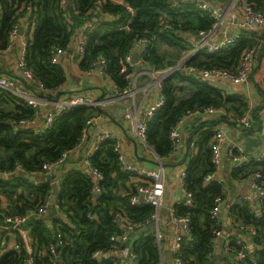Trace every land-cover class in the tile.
Instances as JSON below:
<instances>
[{"label":"trees","instance_id":"16d2710c","mask_svg":"<svg viewBox=\"0 0 264 264\" xmlns=\"http://www.w3.org/2000/svg\"><path fill=\"white\" fill-rule=\"evenodd\" d=\"M98 1H101L99 5ZM74 2L77 11L70 6H62L60 0H0V51L11 46L10 34L16 23L28 24L32 33L26 32L25 61L36 80L53 91L60 90L66 81V71L62 63L51 62V46L70 47L77 28L93 18H100L101 21L88 34L79 66L85 70L92 69L95 67L93 61L102 54L106 61L104 73L120 90L128 85L120 71V60L137 38L146 36L150 39L143 55L144 61L155 68H163L176 63L188 48L182 33L205 31L214 20L208 11L199 8L192 0H180L177 5H172L171 0ZM247 2L264 11V0ZM127 5L133 8V12ZM106 16L109 18L106 19ZM68 19L72 21V31L66 28ZM163 19L171 28L162 29ZM121 25L128 26L119 28ZM258 37V32L245 29L235 43L214 52L203 50L195 55L192 63L234 69L242 52L257 45L258 64L255 70L263 73L264 36L260 43ZM160 44L171 45L175 51L160 50ZM261 82L257 79L256 83L264 89ZM161 91L164 103L149 118L146 128L148 142L161 156L171 153L170 129L187 110L211 105L241 114L247 105L244 98L225 94L209 81L200 80L183 70H177L164 79ZM65 93L74 94L70 91ZM1 96H9L14 108L8 112L0 110V214L16 219L29 209L43 205L52 191V185L45 176L39 181H32L17 175V163L22 165L23 171L41 173L45 160L54 162L64 150L75 147L86 120L101 111L93 106L70 107L57 114L42 133H37L34 127L18 124L22 119H32L34 109L10 92L0 91ZM258 110L255 109V114ZM213 133V130L201 129L192 139L196 150L189 151L185 171L186 188L193 193L194 202L175 205L177 214H187L191 220V239L184 242L180 249L184 264H219L216 260L226 261L227 264H264V207L256 212L248 203L240 201L231 204L229 212L236 227L243 223L257 230L254 248L248 249L245 258H237L241 245L233 237L223 255L215 253L213 230L222 225L221 218L215 220L210 216V209L214 198L217 195L224 197V192L219 180L204 182V176L214 168L211 162ZM90 159L103 174L99 183L103 192L93 199L94 180L88 171L73 169L65 173L57 193L56 213L58 209L65 212L68 220L55 213L30 218V236L37 250L32 264H55L56 261L57 264H116L110 257L95 255L99 251L121 247L111 238L122 233L120 225L114 221L115 213L120 212L130 222L139 223L153 212L151 204L132 205L125 194H117L120 181L125 182L129 174L121 169L113 140H103ZM247 165L250 172L261 173L260 183L264 185V160L250 161ZM243 167H234L233 174L241 176L239 173ZM3 173L8 175L3 177ZM3 199L9 201V207L2 208ZM59 240L61 243L58 244ZM52 242L56 257L50 254L49 245ZM131 250L136 254L133 264H157L160 260L161 250L152 230L135 239ZM24 255L23 248L9 250L1 260L3 264H23Z\"/></svg>","mask_w":264,"mask_h":264},{"label":"built area","instance_id":"2783aa9c","mask_svg":"<svg viewBox=\"0 0 264 264\" xmlns=\"http://www.w3.org/2000/svg\"><path fill=\"white\" fill-rule=\"evenodd\" d=\"M180 0H171L172 5H177ZM199 8L209 12L214 19L211 27L205 31L182 33L184 39L187 42L188 48L185 49L181 56L177 59L176 63L168 65L163 68H155L148 65L143 58L145 50L150 45V39L146 36L139 37L132 44L127 53L120 60V71L123 73L124 79L128 82L125 89L120 90L114 86L111 95H104L100 100H97L91 95L85 93H74L71 95L60 94L57 100L54 99L56 92L45 88L40 82L36 80V76L33 71L27 66L25 61V45L26 37L21 39V54L17 61L18 69L20 70V78H13L7 75L0 74V91L10 92L23 100L27 105L34 109V117L30 120L22 119L18 123L23 125L25 123H35L40 109L45 108V116L43 122L34 127L37 133H42L54 120L57 114L69 109L73 106H105L110 104H118L123 112L124 118L128 122V126L133 132L136 140L142 144L147 150L151 151L155 160V166L146 167L144 165H135L129 162L122 150L120 141L117 135L109 130L102 129L96 132L92 138H88L89 126L93 124L102 114V112L92 115L86 120V124L83 128V133L75 145L74 148L64 150L61 156L54 162L45 160L42 163V171L40 175H45L52 168L62 164L72 150L79 149L82 151L83 163L87 166L88 172L94 179L93 197L96 198L103 192V188L99 184L103 179L102 172L91 162L92 153L99 147L101 142L106 139L113 140L115 142V149L118 153L121 169L128 172L129 187L125 193L130 204L138 205L142 203L151 204L154 207L153 212L139 223L130 222L122 213L116 212L114 215L115 222L127 223L126 229L119 235H113L111 238L120 243L121 247L109 250L99 251L95 255L97 257L106 254L116 264L119 261L116 259L115 253L118 250H122L123 244L127 243L131 237L132 231L145 230L149 227H153V233L156 236L158 245L160 247V260L157 264H165L164 262V250L162 246V234L160 232L158 221L160 215V209L164 202V194L166 188V172L163 164L164 158L171 156L184 147L185 139L183 133V124L190 118L196 115L213 114L222 107L208 106H196L193 109L186 111L184 116L179 119L176 125L170 129L169 138L172 144V151L168 156L159 155L147 140L146 128L147 121L153 116L156 110L164 103V96L162 94V81L169 77L177 70H183L185 73L193 74L196 78L204 81L212 80H227L234 83H246L248 82L256 69L258 64V46H253L245 49L234 69H228L220 66H205L192 63V59L195 55L203 50L208 52H214L221 48H224L230 44L236 42L240 37L243 30L246 27L252 28L254 31L264 33V11L255 8L248 4L247 0H228L222 4L215 5L209 0H192ZM60 3L64 7L70 6L77 11L74 0H60ZM101 1L97 2L99 5ZM128 9L133 12V8L127 5ZM241 12L242 20L237 21V16ZM100 18L91 19L84 29H82L78 35L76 46L70 52V48L64 47L59 44H53L50 48V60L52 63H61L62 55L67 52L75 60H81L88 34L91 33L96 26L100 23ZM130 19L128 20V22ZM239 25L242 30H236L229 32L228 29L231 25ZM128 25H121L119 28H127ZM20 24L16 23L10 34L11 43L15 37H18V29ZM66 28L69 31L73 30V24L71 19L66 21ZM171 28L168 21L162 20V29ZM260 40V39H259ZM70 46V45H69ZM10 47V46H9ZM137 53V60H133V55ZM106 64L105 57L101 54L93 61L92 71L97 69L101 73H104V66ZM264 69V63H263ZM145 77V79H143ZM141 89L146 95L150 93L155 94V97L151 102L143 108L141 101L137 99V92ZM238 124L241 126H250L252 119L249 112H244L237 117ZM228 139L226 128L223 124H220L214 128V133L211 139V162L213 164V170L208 172L204 176V182L207 183L214 179L216 172L219 170L222 161L224 142ZM227 154L229 155L232 165L234 167L245 166L250 161L264 160V147L257 149L254 153L248 154L245 146L239 142H231L227 147ZM17 171H23L22 165L17 163ZM8 175L7 173H4ZM262 175L259 171H255L252 175L253 185L256 188V201L257 211L259 208L264 207V185L261 184ZM179 183L183 192V198L178 201L177 204L190 205L194 202L193 193L186 188V171L183 169L179 175ZM224 197L217 195L214 198V203L210 209V216L219 220L221 218V209ZM48 199L45 203L36 209H29L26 214L16 219L11 216H5L0 214V224H5L7 227L5 231L0 235V264L2 263V256L9 250H25V256L30 264H32L37 255L36 247L32 243L30 236V226L26 233L21 232L18 228V224L25 222L27 219L34 215H41L47 211ZM176 204V205H177ZM232 216V214L229 212ZM171 217L176 223L180 224V231L175 235L170 247L173 252L172 264H184V259L180 253L181 246L184 242L191 239L190 233V217L187 214H177L175 207L171 210ZM233 217V216H232ZM3 220V221H2ZM153 225V226H152ZM241 232L248 236V241L244 240L240 236L236 237V243L241 247L237 251L236 257L239 259L245 258L248 255V249L254 245V240L257 237V230L250 225L243 223L238 224L237 227ZM19 230V231H17ZM216 236L223 235L221 228H214L213 230ZM56 243V242H55ZM61 243V241H57ZM229 248V241L225 242L224 249ZM50 254L52 257H56L54 243L49 245ZM136 260V254L130 250L128 258L125 263L133 264ZM57 264V261L56 263ZM221 264H227L223 261Z\"/></svg>","mask_w":264,"mask_h":264},{"label":"crops","instance_id":"0c3cea01","mask_svg":"<svg viewBox=\"0 0 264 264\" xmlns=\"http://www.w3.org/2000/svg\"><path fill=\"white\" fill-rule=\"evenodd\" d=\"M211 3L215 5L222 4L228 0H209ZM94 19V18H93ZM241 12L237 16V21L240 22ZM24 21V20H23ZM91 20L87 21L90 22ZM86 22V23H87ZM20 27H23V34L15 37L11 43V46L6 50L0 51V74L7 75L13 78H20V70L17 66L18 58L21 54V39L26 37V32L29 30L28 24L22 22ZM81 27V26H80ZM79 27V28H80ZM75 31L73 35L72 42L70 44V49L73 50L77 43V38L81 30ZM247 30H252L250 27H246ZM236 30H242L239 25H231L228 29L229 32H233ZM257 32V31H256ZM260 37H258L259 43L262 41L264 34L258 32ZM61 63L64 66L66 71V81L60 87L63 95H66L65 92L72 93H85L88 95L97 98L98 95L104 92V95H111L112 90L114 89L115 82L105 73H101L97 69L92 71H87L82 69L79 66V60H75L71 55L67 52L65 55L61 57ZM259 71L255 70L252 78L246 83H234L227 80H212L208 81L221 89V91L225 94H236L242 98H244L247 102V105L242 113L249 112L252 123L250 126H241L238 124L237 117L241 114L236 113L235 111H227L224 108H220L217 112L213 114H203L196 115L190 119H188L183 124V133L184 139L186 143V138L190 135L191 132L197 130V132L191 138V146L190 150H196L193 144V138L195 135L201 130H213L214 128L220 124H223L227 131L228 139L224 142L223 146V154L222 161L219 170L216 172L214 179L219 180L223 186L224 192V200L222 203L221 209V229L223 231V235L225 239L223 241H219V236L215 235L214 238V250L218 256H221L225 253L224 245L225 242L230 241L233 237L240 236L244 240L248 241V236L241 232L236 226L234 217L229 214V206L235 202L248 203L256 212L257 201H256V188L253 185L252 175L250 172L249 165H245L241 171V176H236L233 174L234 166L232 165L231 159L227 154V147L231 142H239L245 146L246 152L248 154L254 153L257 149L264 147V89H261L257 85V79L264 80V72L258 73ZM145 79V77H143ZM261 85L264 86V81L261 82ZM103 95V96H104ZM155 94L150 93L146 95L141 89L137 92V99L141 101L143 104V108L153 100ZM259 109L257 114H255V109ZM107 113L102 112L100 117L89 126L88 138H92L93 135L102 130H109L114 132L121 144L123 153L126 159L135 164V165H144L146 167L155 166V160L151 151L147 150L142 144H140L131 129L128 126L127 120L124 118L121 107L118 104H110L105 106L104 108ZM45 116V108H41L40 112L35 118V124L40 125L43 122ZM221 118H227L230 120L237 121L236 124L221 121L214 126H209V124L219 120ZM184 147L180 150H177L176 153H173L169 157L164 158V162L167 163L165 166L166 172V188L164 194V202L160 209L158 226L160 232L163 236L162 238V246L164 252L168 249H171L170 245L175 237V235L180 231V224L176 223L172 220L171 210L175 207V205L183 198V192L179 183V175L180 172L187 165L188 156L186 158L185 163L182 165L180 162L184 158ZM189 150V151H190ZM82 151L79 149L72 150L66 160L52 168L48 171L44 176L52 185V191L56 190V196L54 200V208L53 211H49V207H47V211L43 213L45 216H49L51 213H55L56 215H60L63 218H67L65 212L60 211L58 209V213H56L57 206V193L60 186V182L65 175V173L69 170H82L88 171L87 166L83 163L82 160ZM248 167V168H247ZM41 173H39L40 175ZM10 177V176H9ZM93 178V177H92ZM41 178L35 180L39 181ZM94 180V179H93ZM129 181L128 179L125 182L119 183V189L117 194L124 195L128 191ZM48 197V202L50 196ZM95 200V198L93 197ZM9 201L7 199H3L1 202L2 208L9 207ZM226 207V208H225ZM227 210V216H225L224 211ZM260 211V208H259ZM30 218L25 222L19 223L18 228L21 229V232L26 233L28 227L30 226ZM120 225L122 232L128 229L127 223L123 220L122 222H118ZM127 229H126V226ZM153 226V225H152ZM7 226L5 224H0V235L5 231L4 228ZM153 227H149L145 230L132 231L131 237L122 250H118L116 255V259L119 261V264H128L125 263L128 258V253L132 248V243L135 239H137L140 235L146 233L149 230L153 231ZM19 231V230H17ZM254 245H252V248ZM103 257H108L106 254L102 255ZM101 257V256H99ZM218 259V258H217ZM217 263L221 264L222 260H216ZM30 264L24 255V263Z\"/></svg>","mask_w":264,"mask_h":264},{"label":"water","instance_id":"95a60500","mask_svg":"<svg viewBox=\"0 0 264 264\" xmlns=\"http://www.w3.org/2000/svg\"><path fill=\"white\" fill-rule=\"evenodd\" d=\"M109 18L108 16H106V19ZM86 26H88V23H85L84 25H82L78 30H82L84 29ZM18 34L19 35H22L23 34V27H19L18 29ZM70 52H71V49H70ZM137 53H135L133 55V60L136 61L137 60ZM62 93L61 90H58L54 96V99L57 100L60 96V94ZM104 95V92H102V94L98 95L97 96V100H100L101 97ZM99 110L101 112H104V113H107L106 110L101 107V106H98ZM221 121H226V122H230V123H233V124H236L237 121L235 120H230V119H227V118H221L219 120H216L215 122L209 124V126H214L216 124H218L219 122ZM23 126H26V127H37L38 124L36 125L35 123H25L23 124ZM197 132V130H194L193 132L190 133V135L186 138V143H185V154H184V158L183 160L180 162L182 165L185 163L186 161V158L188 156V153H189V150H190V146H191V138L192 136ZM164 166L167 165V163L163 162ZM17 175H22L32 181H35L39 178H43L44 175H39V174H36V173H33V172H26V171H16L15 172ZM3 177H5L6 175L3 173L2 174ZM55 196H56V190L54 189L51 196H50V199H49V203H48V207H49V211L52 212L53 211V208H54V200H55ZM226 208V207H225ZM224 214L225 216H227V210L224 211ZM225 239V236L224 235H221L219 236V241H223ZM27 257V256H26ZM172 260H173V252L171 249H168L164 252V262L165 264H172Z\"/></svg>","mask_w":264,"mask_h":264},{"label":"rangeland","instance_id":"374dc122","mask_svg":"<svg viewBox=\"0 0 264 264\" xmlns=\"http://www.w3.org/2000/svg\"><path fill=\"white\" fill-rule=\"evenodd\" d=\"M160 50H166L169 52H174L175 48L168 44H160ZM14 108L13 100L9 96H1L0 98V110L8 112Z\"/></svg>","mask_w":264,"mask_h":264}]
</instances>
